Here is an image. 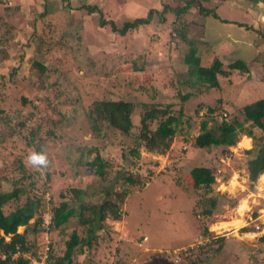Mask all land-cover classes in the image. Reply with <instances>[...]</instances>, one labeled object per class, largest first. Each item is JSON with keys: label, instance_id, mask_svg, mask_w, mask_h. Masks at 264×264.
Segmentation results:
<instances>
[{"label": "rangeland", "instance_id": "1", "mask_svg": "<svg viewBox=\"0 0 264 264\" xmlns=\"http://www.w3.org/2000/svg\"><path fill=\"white\" fill-rule=\"evenodd\" d=\"M183 1L0 0V190H25L19 200L4 205V212L29 197H40L43 216L52 205L69 199L71 187L86 189L91 203L104 199L105 185L130 190L123 218L108 217L92 245L75 254L83 264L121 259L129 264H264V174L254 180L248 168L260 147L256 145L264 144V131L252 127L257 139L240 133L229 156L221 147L199 148L195 143L203 121L213 127L224 119L243 120V106L264 97V2L259 4L264 0H200L219 18L200 13L196 2L181 16L167 11L162 20L159 12L166 5L176 7ZM88 5L99 7L118 26L146 17L151 9L152 19L122 36L109 24L101 27L100 12L89 11ZM3 39L8 44H2ZM190 49L197 50L202 65L216 58L224 66L245 60L250 75L237 69L219 75L218 88L199 91V85L185 83L184 58ZM187 92L193 94L185 100ZM102 99L135 103L129 134L112 128L100 135L93 132L86 115ZM148 103L171 104L176 115L183 111L182 122L166 151L143 145L139 157H133L129 150L138 144L143 105ZM21 121L26 122L22 130ZM31 129L45 139L40 152ZM91 148L110 163L105 179L85 164L96 154H88ZM33 152L46 154L48 166L31 165L27 157ZM197 166L213 170L211 191L192 187L188 177ZM123 172L146 183L126 182ZM211 196L218 199V207L204 218L201 203ZM206 225L209 241L198 243ZM25 229L18 227L19 232ZM73 230L85 234L77 217L48 239L31 229V251L23 253L34 259V252L42 259L51 240L52 253L62 255ZM142 232L150 237L148 247L123 238L124 233L135 238ZM219 236L223 242H212ZM164 249L177 253L166 254Z\"/></svg>", "mask_w": 264, "mask_h": 264}, {"label": "trees", "instance_id": "2", "mask_svg": "<svg viewBox=\"0 0 264 264\" xmlns=\"http://www.w3.org/2000/svg\"><path fill=\"white\" fill-rule=\"evenodd\" d=\"M199 3L200 13L213 17L219 18V14L204 5L201 4L200 0H184L181 5L171 7L165 6V9L160 11L162 20H165V13L167 11H173L177 16H181L187 12L195 3ZM91 12H100L99 25L101 27L109 24L111 29L125 36L130 30L136 29L141 25L148 24L152 19V10L146 17H136L133 20H128L118 26L116 22L106 19L97 6H87ZM223 21H226L223 19ZM181 34V31L178 30ZM182 37L183 33L181 34ZM2 44H8L6 39L1 40ZM197 55V50L190 49L185 55V62L188 66V78L185 81L186 84L191 87L199 85V91L203 89L218 88L220 86L219 75L228 76L234 70H240L244 74L250 75L249 63L242 59H236L230 62L227 66L219 58H216L211 65H202ZM198 87V88H199ZM193 93L187 92L182 96L183 99H188ZM142 105V104H141ZM145 111L143 112L140 119V129L137 146L132 147L129 150V155L133 157H139L141 146H145L146 149L153 151L161 148V151H166L170 147L173 137L175 136L179 125L182 122L183 111L176 115L173 112L172 105L167 104L162 107L161 104L148 103L144 104ZM135 108V103L130 100H98L95 101L88 111L86 118L93 132L98 135L102 134L108 128H112L121 133L129 134L134 126L132 120V113ZM214 111V108L209 109ZM243 120L238 117L232 119H224L213 127H208V121H203L201 128L202 131L197 135L195 143L199 148H210V147H221L223 153L229 156L232 145H235L238 141L240 133H245L254 138V131L252 127H259L264 131V97L258 98L254 101L248 102L241 109ZM151 121V125L148 124ZM156 122V127L152 126V123ZM248 124V125H247ZM19 129L22 130L26 122L21 121L18 123ZM15 128V126H14ZM31 138L38 136L37 151L40 152L45 144L44 137L38 135L36 129H31ZM263 141L259 142L256 147L260 146L255 154V157L249 161V172L251 178L256 180L262 174H264V144ZM256 147H253V149ZM98 149H89L88 154L92 155L96 152L94 158L91 161H87L85 164L93 169L94 174L99 176L101 179H105L107 169L110 167L108 160L104 159ZM251 152V150H248ZM123 157H127L123 154ZM127 160L132 162V158L129 156ZM20 167H24L23 164L19 163ZM124 181L132 184L144 185L146 181L144 179H134L132 173H122L121 176ZM189 181L195 189L204 188L207 191L212 190V185L216 180L213 170L210 167L197 166L194 167L189 173ZM116 181H118L116 179ZM115 181V182H116ZM102 189L105 192L104 199L99 203L87 202L86 198L89 196V192L86 189L80 187H71L69 189V199H65L59 204L52 205L51 208L46 209L52 213V223L50 225V237L54 231L61 230L72 217H77L78 222L85 229L84 236L80 235L77 230H73L69 236V239L65 242V250L62 255H54L52 253V245L50 240V251L48 254L49 264H83L75 259V254L81 252L83 246H91L92 240L97 238L98 229L103 228V222L111 217L114 220H120L123 218L125 211L123 204L125 199L130 193L129 189L117 190L114 185H105ZM25 190L21 187H17L11 191L0 190V252L4 253L6 258L0 257V264H32L30 257L24 255L15 256L17 248L23 251H31L29 243V230L33 229L34 232L41 231V222L43 216L40 212L43 208V200L40 197H29L24 203H18L15 208L9 213L4 212V205L10 200H19L20 196L24 194ZM218 207V199L216 197H207L201 203L200 214L206 218L210 217ZM35 218L34 224H31V220ZM26 225L24 232H19L18 227ZM248 231V229H243ZM202 234L210 233L208 226L206 225L201 231ZM147 235L149 240L150 237L147 233H140ZM204 234V235H205ZM6 235L10 236L9 240H6ZM261 240L264 242V235L261 236ZM224 241V237L219 236L213 238L212 242ZM209 243V242H208ZM211 244V243H210ZM19 245V246H18ZM203 246V245H201ZM188 249V248H187ZM182 249V250H187ZM49 250V249H48ZM174 250V249H173ZM167 254V253H166ZM33 256L41 259L37 253L33 252ZM175 261L176 260L175 258ZM110 264V263H109ZM114 264H129L125 259L114 262Z\"/></svg>", "mask_w": 264, "mask_h": 264}, {"label": "built area", "instance_id": "3", "mask_svg": "<svg viewBox=\"0 0 264 264\" xmlns=\"http://www.w3.org/2000/svg\"><path fill=\"white\" fill-rule=\"evenodd\" d=\"M52 223V213L50 211H46L43 215V219H42V222H41V232H43V234L45 235V237L48 239L49 236H50V225ZM6 240H9L10 239V236L9 235H6ZM123 238L127 241L131 240V241H134L139 247H148V242H149V238L147 235H142V234H139L137 237L135 238H130L128 236L127 233H124L123 235ZM209 241L208 240V236L207 235H204V234H200V240L198 243H201V242H207ZM19 246V245H18ZM49 249V247L47 246L46 247V254L42 257V259H37V258H34V259H30L31 263L32 264H49L48 263V254H47V250ZM163 252L165 253H171V251H174L175 253H177V250H172V249H164L162 250ZM21 255H24L26 256L24 253H23V250L20 248V246L17 248V252L15 253V256H21ZM0 257L2 258H6L5 254L1 253L0 252ZM179 257L176 258V260L178 259ZM110 264H114V263H110Z\"/></svg>", "mask_w": 264, "mask_h": 264}, {"label": "clouds", "instance_id": "4", "mask_svg": "<svg viewBox=\"0 0 264 264\" xmlns=\"http://www.w3.org/2000/svg\"><path fill=\"white\" fill-rule=\"evenodd\" d=\"M27 159L31 165L37 166V167H40V166L47 167L49 164L47 155L44 153L33 152L27 157Z\"/></svg>", "mask_w": 264, "mask_h": 264}, {"label": "bare ground", "instance_id": "5", "mask_svg": "<svg viewBox=\"0 0 264 264\" xmlns=\"http://www.w3.org/2000/svg\"><path fill=\"white\" fill-rule=\"evenodd\" d=\"M244 141H245V146H247L249 144L250 139L248 137H246V138H244ZM263 179H264V175H263Z\"/></svg>", "mask_w": 264, "mask_h": 264}, {"label": "crops", "instance_id": "6", "mask_svg": "<svg viewBox=\"0 0 264 264\" xmlns=\"http://www.w3.org/2000/svg\"><path fill=\"white\" fill-rule=\"evenodd\" d=\"M262 2H264V1H260L259 4L262 3ZM227 21H229V20H227Z\"/></svg>", "mask_w": 264, "mask_h": 264}]
</instances>
